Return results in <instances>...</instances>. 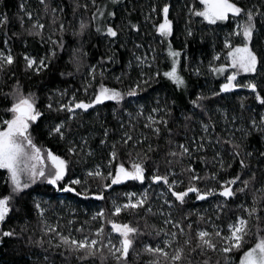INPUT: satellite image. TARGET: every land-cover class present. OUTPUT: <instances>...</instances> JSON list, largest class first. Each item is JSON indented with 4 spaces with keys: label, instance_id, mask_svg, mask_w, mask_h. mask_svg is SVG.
I'll list each match as a JSON object with an SVG mask.
<instances>
[{
    "label": "trees",
    "instance_id": "1",
    "mask_svg": "<svg viewBox=\"0 0 264 264\" xmlns=\"http://www.w3.org/2000/svg\"><path fill=\"white\" fill-rule=\"evenodd\" d=\"M105 2L95 0L93 5V0H45V4L40 0H0V53H10L14 59L11 65L0 66V122L11 118L6 109L13 102L14 89L19 87L25 95L32 93L42 113L29 129L34 142L65 159L68 166L59 187L37 180L11 200V211L0 224V264H117L107 248L82 261L78 259L82 253L57 246L61 235L77 240L85 236L93 238L101 226L105 243L111 238L118 246L119 234L106 221L129 223L139 229L127 264H149L154 257L144 252L145 245L163 247L165 239H172L164 233L171 232L177 236L166 250L172 254L177 247H183L180 264H238L243 252L264 238V192L259 191L264 188V122L261 121L264 105L256 100V93L239 88L244 82H255L257 92L264 97V64H258L256 74L237 75L234 83L239 86L230 92L220 91L225 74L217 75L211 69L226 63V39L233 46L243 43L241 36L232 33L244 17L230 16L226 21L208 25L201 17L190 14L191 8L201 9L199 0H119L100 20L97 9L101 10ZM234 2L245 10L260 13L255 17L250 46L264 60V0ZM165 4L169 5L168 18L173 25V33L166 39L156 31V26L163 22ZM36 22L44 28H33ZM81 23L88 25L82 34ZM109 26L117 30V38L106 35ZM97 28L101 31L97 32ZM36 32L40 34L35 35ZM169 46L181 53L178 73L186 81V87L177 88L164 76L172 66ZM26 56L37 61L47 58V67L37 73L35 67H27ZM217 56L219 59H214ZM144 80H149L148 84ZM101 84L124 93V99L119 103L106 100L87 111L76 109L74 118L67 111H57L61 105H68L73 96L76 102L93 101ZM130 89H136L137 95L128 96ZM154 108L161 111L154 112ZM149 116L157 123L149 121ZM161 119L167 121L166 127L159 123ZM61 122H64V139L49 134ZM155 128L160 129L158 135ZM128 136L132 139L125 143ZM201 143L204 148L197 150ZM179 145L188 146L190 155H169L179 153ZM69 147L75 152L70 153ZM237 152L239 155H235ZM241 160L247 167H241ZM134 162H142L145 167L143 183L125 181L105 187L111 183L110 179L88 175L99 170L106 177L109 171L114 174L120 164L131 169ZM46 163L51 166L50 161ZM189 168L201 178L191 184L202 192L213 189L217 195L198 201L190 193L187 202L181 205L171 195L169 185L152 180L155 175L167 176L170 183L176 182V191H184L190 186ZM253 173L255 180L250 179ZM236 176L241 180L232 185L234 190L243 187L241 181H250L245 192L237 191L228 199L220 197L221 186ZM74 179L81 180V184H71ZM6 180V171L0 170V198L10 195ZM63 186L75 188L76 192H64ZM86 190L87 198L76 194ZM101 193L104 199H96ZM141 198H146L142 208L115 214L114 201L123 205L129 199L135 202ZM254 198L259 201V221L255 215L248 217L245 211L252 206ZM149 208L151 212L147 211ZM101 211L104 217L94 220ZM169 213L183 227L182 235L180 229L164 223ZM238 217L248 220L246 242L241 250L225 254L222 251L225 242L215 235L216 250L202 252L196 247L199 231L220 230L227 236L228 226ZM8 231L15 235L3 236ZM185 240L191 244L185 246ZM160 264L167 262L161 257Z\"/></svg>",
    "mask_w": 264,
    "mask_h": 264
},
{
    "label": "snow or ice",
    "instance_id": "2",
    "mask_svg": "<svg viewBox=\"0 0 264 264\" xmlns=\"http://www.w3.org/2000/svg\"><path fill=\"white\" fill-rule=\"evenodd\" d=\"M117 0H113V3H116ZM41 4H45V0H40ZM199 3L203 5L202 9L196 10L195 8L189 9L190 14L196 17H201L203 21H206L208 25H215L218 21H226L229 18V14L233 17H241L243 16V22L237 24V31L232 33V35H237L242 37L243 43L237 46H233L229 39L225 40L224 47L228 49L227 57L230 61V66L233 69H236L239 72L243 73H257L258 64H264V60H261L258 57L257 53L250 46L253 41L254 33H255V17L259 15V12H253L252 9L245 10L244 8L237 5L234 0H199ZM93 5H95V0H93ZM47 8V5H45ZM87 7V6H85ZM23 10V5L21 6ZM53 12L56 11L55 8L52 9ZM153 11H156L154 8ZM98 15L101 17L104 15V12L100 9H97ZM163 22L159 23L156 26V31L162 38H168L173 33V25L172 21L169 17V5L165 4L163 9ZM28 18H32V14L30 12L26 13ZM109 15H114L110 13ZM6 20V18H5ZM88 27V25L81 23L80 25V34L84 32V30ZM133 28L136 26L133 25ZM33 28L43 29L44 25L36 22L33 24ZM61 29H63V25H61ZM97 32H100L101 29L97 28ZM138 31V29H137ZM32 35L33 33H29ZM35 35H39V32L34 33ZM192 33L189 30L188 35L190 36ZM106 35L111 38H117L118 32L113 27L109 26L106 29ZM62 46V45H61ZM136 47H140V45H136ZM55 56V52L52 53ZM168 55L172 58V66L170 71L164 73V76L167 77L177 88L186 87V81L184 78L178 73V58L181 56L179 51L172 50L169 46ZM46 59H40L37 61L31 57H25V61L28 68H34L37 73L47 67ZM111 60L112 57H109ZM214 59H219V57H214ZM137 60H140L137 57ZM14 62L12 55L9 53L4 55L0 53V66L3 64L11 65ZM214 72H223L226 69L221 67L219 69L212 68ZM94 72V69H93ZM151 79V77L149 78ZM237 74L234 72L232 75L227 77V82L221 85V92H230L234 88L238 87L236 83ZM149 80H144V84H148ZM244 87L250 89L253 93H256V100L259 101L260 104L264 105V97H262L257 92L258 85L255 82L249 81ZM141 85L137 84V89H139ZM13 98V102L11 106L6 109L7 112L11 114V119H4L0 122V170H5L7 173L6 183L10 187V195L4 196L0 198V222L5 221L6 217L9 215L11 211V200L22 193L25 189L31 187L32 184H35L37 180H41L46 182L51 186H60L61 181H64L68 166L65 159L61 158L59 155L53 154L51 150H44L41 147L37 146L34 142L33 136L29 131L31 125L38 121L41 117L42 113L36 107V99L32 93H28L27 95L23 94V92L17 87L14 89L11 94ZM61 95H64L62 93ZM128 96L137 95L136 89H130L127 92ZM124 99V93L114 89L108 88L101 84L98 92L95 94L94 100L88 103L83 101L76 102L75 96H73L72 101L69 102L68 105H61L57 111H67L72 114L70 118H74L75 110L80 109L87 111L89 108H92L94 105L103 104L106 100L116 101L119 103ZM49 110L52 109L51 103L48 105ZM154 112L161 111V109L154 108ZM149 121L153 124L157 123V121L152 117H148ZM261 121L264 122V117H261ZM160 124H163L165 127L167 126V121L161 119L159 121ZM150 125H146L148 127ZM253 126H256L255 120H253ZM64 122L58 123L54 125L50 129V135L55 134L60 139H64ZM160 129L155 128L154 132L158 135ZM205 131H207V126H205ZM107 135V132H105ZM127 135V134H126ZM132 137L128 136L125 143L131 140ZM103 142V141H102ZM219 142V141H218ZM180 151L170 152L169 155L181 157L185 155H190V149L188 146L179 145ZM233 147L238 148L239 145H233ZM204 144H199L197 150L203 149ZM151 150V147L149 148ZM68 151L70 153H74L75 149L69 147ZM235 155H239V153H235ZM248 155H251L249 153ZM116 152H112V157L115 158ZM45 160L51 162V166H47L45 164ZM241 167H247L245 165L244 160L240 161ZM192 175L190 176V186L187 187L184 191H176L175 186L176 182H169L167 176L155 175L152 177L153 182L159 183L163 182L164 184L169 185V191L171 195L175 197V200L179 202L181 205L185 204L186 197H189L190 193L195 194V199L197 200H206L209 196L217 195L215 190L208 189L206 191H201V189L193 184L191 181H198L201 178L195 174V170L192 168L187 169ZM89 176H96L100 179H110L111 183L105 185V187H111V185H119L125 181H139L143 183L145 180V167L142 162H134L131 165V169L126 168L123 164H120L116 169L115 173L109 171L107 176L101 173L99 170L95 172H89ZM251 180H255V173L252 174ZM240 176H236L234 179L228 181L226 185H222V190L219 191L218 195L220 197H224L226 199L232 198L236 195V192H245L248 188L250 181L243 180L241 183L243 187L234 190L232 185H235L237 181H240ZM182 183V182H181ZM73 185H80L81 180L74 179L71 181ZM62 191L64 192H76L75 188L70 186H63ZM259 191L264 192V188ZM77 195H83L87 198V190L84 193H76ZM131 195V194H130ZM96 199H104L103 194H99L95 196ZM114 203L115 214H120L122 210L125 209H137L142 208L146 203V198H141L132 202L129 199L128 203L123 205H118ZM166 204L171 208L172 205L169 201H165ZM259 201L254 198L252 206L250 208L245 209L248 214V217L256 216V219L259 221L258 215V205ZM36 208H40V204L37 203ZM147 211L151 212V208ZM40 215L43 216V211L40 212ZM104 213L101 211L97 213L93 219L103 218ZM111 224V229L113 232L118 233L120 240L119 245H115L112 243L111 238L107 239V243H105L104 237V227H99L94 233V237L90 238L85 236L83 239L77 240L70 237H65L63 235L60 236V245H63L67 248L68 251L73 253H82L83 255L78 256V259L85 260L90 257H95L98 252H102L104 248H107L112 257L116 260L117 264H127L128 256L130 249L133 248L134 236L139 234V229L131 226L129 223L118 224L113 221H106ZM165 224H171L174 228L180 229V234H183V227L178 222H175L171 219V213H169V218L164 221ZM247 224L248 220L243 217H238L236 222L230 224L228 226L229 235L224 236L220 230L215 231L214 233H210L207 230H201L197 233L198 236V244L197 248L201 249L203 252L204 249L216 250V243L213 240V235L215 237L220 238L225 242V246L222 248V251L225 254H230L233 250H241L243 244L246 242L244 237L247 235ZM191 229V225L188 226ZM50 231H55V229H50ZM15 233L13 231L3 232V236L11 237L14 236ZM159 235V233H158ZM165 236H171L172 239H165L163 243V247L159 244L155 247L151 245H145L144 252L153 256L154 259L149 261V264H160V258L162 257L167 264H180L184 257V248L177 247L172 254H170L166 249L172 246V243L177 236L176 232L164 233ZM185 246H189L191 244L190 240H185ZM192 251H196V248H193ZM239 264H264V238L259 239V241L255 244L254 247L250 248L247 251L243 252L242 257L239 260Z\"/></svg>",
    "mask_w": 264,
    "mask_h": 264
},
{
    "label": "rangeland",
    "instance_id": "3",
    "mask_svg": "<svg viewBox=\"0 0 264 264\" xmlns=\"http://www.w3.org/2000/svg\"><path fill=\"white\" fill-rule=\"evenodd\" d=\"M117 1H119V0H117ZM113 4V0H106V2L104 3V5H103V7H102V11L104 12V15L100 18V20H102L103 18H104V16H105V14H107V13H109V11H110V7H111V5ZM202 7H203V5H201V9H202ZM230 16H232L231 14H229V17ZM206 22V21H205ZM218 22H222V21H218ZM217 22V23H218ZM207 23V22H206ZM238 23H241V22H238ZM237 31V26H236V29H235V32ZM240 37V36H239ZM242 44V43H241ZM170 60H171V63H172V58L170 57ZM224 60L226 61V63H223V64H221L220 66H218L217 67V69H219V68H221V67H224L226 70L225 71H223V72H214L215 74H217V75H223V74H225L224 76H222V82H223V84L224 83H226L227 82V77L229 76V75H232L234 72H236V74L238 75V76H242V75H249V74H251V73H243V72H239V71H237L236 69H233V68H231V66H230V61H229V58L227 57V56H225L224 57ZM249 82V81H248ZM248 82H244V83H242V86H240L239 88H241L242 90L244 89V88H246V87H244L243 85H246ZM239 88H238V90H239ZM240 89V90H241ZM11 119V118H10ZM45 164L47 165V163H46V160H45ZM0 224H1V222H0ZM118 234V233H117ZM249 250V249H248ZM243 255V254H242ZM242 255H241V257H242ZM240 257V258H241ZM240 258H239V260H240ZM238 264H239V262H238Z\"/></svg>",
    "mask_w": 264,
    "mask_h": 264
},
{
    "label": "water",
    "instance_id": "4",
    "mask_svg": "<svg viewBox=\"0 0 264 264\" xmlns=\"http://www.w3.org/2000/svg\"><path fill=\"white\" fill-rule=\"evenodd\" d=\"M251 91V90H250ZM198 201H201V200H198Z\"/></svg>",
    "mask_w": 264,
    "mask_h": 264
}]
</instances>
